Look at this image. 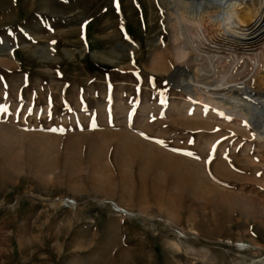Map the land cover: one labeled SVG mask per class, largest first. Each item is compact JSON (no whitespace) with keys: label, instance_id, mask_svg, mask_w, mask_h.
<instances>
[{"label":"rangeland","instance_id":"rangeland-1","mask_svg":"<svg viewBox=\"0 0 264 264\" xmlns=\"http://www.w3.org/2000/svg\"><path fill=\"white\" fill-rule=\"evenodd\" d=\"M116 2L0 0V126L25 135V149L0 152V264H264L255 131L173 116L188 97L164 2ZM134 136L198 156L222 193L160 180L142 146L123 150Z\"/></svg>","mask_w":264,"mask_h":264},{"label":"bare ground","instance_id":"bare-ground-1","mask_svg":"<svg viewBox=\"0 0 264 264\" xmlns=\"http://www.w3.org/2000/svg\"><path fill=\"white\" fill-rule=\"evenodd\" d=\"M163 2L168 12V31L177 78L188 97L183 105L173 106L169 110L171 114L185 120L198 118L225 124L231 123L226 118L245 121L256 133V146L264 149V85L257 83L259 73H264V0ZM208 25L216 29V37L210 35ZM160 62L161 58H158L156 67L152 69L156 73L160 69L162 71L161 67L158 68ZM123 107L119 106L120 109ZM142 110L150 114L157 113L158 108L147 105ZM219 115L221 120L217 119ZM238 127L241 128L240 125ZM239 133L248 136V131L239 129ZM24 136L0 126V152L4 154L13 146L23 150ZM135 145L142 146L139 149L143 151L139 154L145 162V169L156 164L159 169L157 178L164 180L172 175L178 191L182 192L189 180L194 196L222 193L220 187L212 186L206 166L195 158L152 145L135 136L132 141L130 138V141L122 142V148L129 157L138 154ZM251 150L249 146L245 155L250 157ZM46 165L48 176H53L59 169L56 162H47ZM243 206L251 207V204L245 201ZM122 209L128 212L126 208Z\"/></svg>","mask_w":264,"mask_h":264},{"label":"snow or ice","instance_id":"snow-or-ice-1","mask_svg":"<svg viewBox=\"0 0 264 264\" xmlns=\"http://www.w3.org/2000/svg\"><path fill=\"white\" fill-rule=\"evenodd\" d=\"M116 7H117V9L119 10V2H118V0H117V2H116ZM53 43H55V42L53 41ZM4 111H7V110L4 109ZM29 111H30V110H29ZM92 126L95 127L96 125L93 124ZM52 131H55V129H52ZM141 135L144 136L143 133H141ZM145 139H149V137H146V136H145ZM157 143L163 144V141H157ZM190 143H191V141H190ZM173 151H177V150H176V149H173ZM186 155L191 156L192 153L189 152V153H186ZM196 159H199V157L197 156Z\"/></svg>","mask_w":264,"mask_h":264}]
</instances>
